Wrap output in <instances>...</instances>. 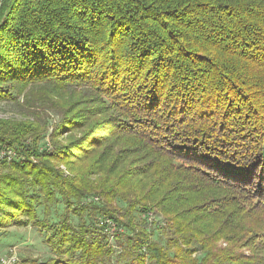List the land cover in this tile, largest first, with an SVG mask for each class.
Here are the masks:
<instances>
[{"label":"trees","instance_id":"obj_1","mask_svg":"<svg viewBox=\"0 0 264 264\" xmlns=\"http://www.w3.org/2000/svg\"><path fill=\"white\" fill-rule=\"evenodd\" d=\"M21 98L69 137L32 165L44 113L0 123L25 158L0 231L36 228L52 264H264V0H0V103Z\"/></svg>","mask_w":264,"mask_h":264},{"label":"rangeland","instance_id":"obj_2","mask_svg":"<svg viewBox=\"0 0 264 264\" xmlns=\"http://www.w3.org/2000/svg\"><path fill=\"white\" fill-rule=\"evenodd\" d=\"M35 92L37 93L39 91ZM70 104H74V106H77L78 102H71ZM37 107L38 106L36 105H32L30 101L28 102V105L25 104L24 98H21L20 102L15 106L10 103H0V123L6 122V124H10L13 126L19 123L33 122L35 120L33 112L42 111L44 113L42 121L44 123L46 122V129L43 130L42 137H39V139H37L36 144L33 143L36 141V138H32L30 136H27L21 141L23 146L30 149V151L33 150L34 152L30 158H26V160H28V162H30V164L32 165L38 164L39 159L37 156H39L43 151L50 152L53 151L55 147L59 149L62 146H66L67 139L69 137L61 136L62 134H60L59 132L56 133L55 129L57 125H59L61 119L60 117L58 118L57 114H55L48 107L42 109L40 107ZM72 136L78 138L80 135L76 133ZM4 147H6V161H4L3 163H6V165L11 162H15L17 158L20 161L25 160V158L23 159L22 156L20 157V153L15 148L16 146L12 147L6 145ZM9 151H12L15 156V158L11 162L7 160ZM60 169L64 170L63 167H60ZM93 178L96 179L97 177ZM95 201L96 200L92 199L90 202H94V204H96L98 201ZM97 218L101 219L102 217L100 218L98 216ZM146 218L148 220L145 221L144 219V223L143 221L135 220L136 225H138L140 228L144 227L147 232L152 234L151 239L153 241H158L163 245L167 240V235L164 234L165 231L163 232L161 230L162 219L154 211L149 212ZM99 219L96 223H98ZM74 224H76V221L74 222ZM105 237L108 241L109 246L114 247L117 253H119L120 249L116 247V240L113 239L110 241L107 235H105ZM11 253L16 254L18 264H24L25 261L27 264H52V260H54L55 258L45 244L41 232L32 227L10 226L5 230L0 231V257L8 256Z\"/></svg>","mask_w":264,"mask_h":264},{"label":"built area","instance_id":"obj_3","mask_svg":"<svg viewBox=\"0 0 264 264\" xmlns=\"http://www.w3.org/2000/svg\"><path fill=\"white\" fill-rule=\"evenodd\" d=\"M0 158H6V150H4V146L0 145ZM15 158L14 153L12 151L8 152L7 160L11 162ZM97 228L100 232L111 240L115 239L116 236L119 235L120 230L118 229L116 223L109 218H101L96 224ZM18 259L16 254L11 253L8 256L0 257V264H17Z\"/></svg>","mask_w":264,"mask_h":264},{"label":"bare ground","instance_id":"obj_4","mask_svg":"<svg viewBox=\"0 0 264 264\" xmlns=\"http://www.w3.org/2000/svg\"><path fill=\"white\" fill-rule=\"evenodd\" d=\"M4 150H6V148ZM4 161H6V158H0V167Z\"/></svg>","mask_w":264,"mask_h":264}]
</instances>
